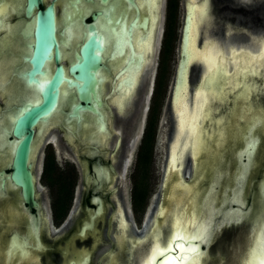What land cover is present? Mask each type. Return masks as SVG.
Masks as SVG:
<instances>
[{
  "label": "flooded vegetation",
  "instance_id": "1",
  "mask_svg": "<svg viewBox=\"0 0 264 264\" xmlns=\"http://www.w3.org/2000/svg\"><path fill=\"white\" fill-rule=\"evenodd\" d=\"M87 4L79 15L78 33L71 37L69 30L74 25L69 0H39L29 12L24 0L0 3L4 10L0 34L10 40L4 41L5 87L0 91L2 264H69L70 260L102 264L103 258L104 264H114L129 253L130 240L137 239L135 233H151V227L160 230L159 240L165 247L172 238L167 233L173 232L175 216L181 222L188 220V226L194 217V228L205 227L200 222L207 221L206 238L198 240L204 250L199 254L201 262L232 264L233 255V261L239 260L230 243L237 238L243 251L251 217L264 204V0H162L153 59L137 47L148 37L140 26L132 46L141 56L130 61L131 71L120 81L117 75L126 56L113 59L110 55L109 45L116 40L111 35L101 51L104 66L97 73L95 91L100 102L78 101L73 98L74 87L61 79L53 108L33 125L30 170L35 204H30L24 200L17 176L10 175L15 147L22 137L13 132L19 108L40 96L27 83L31 43L27 32L33 27L36 10L50 5L57 60L52 46L36 72L42 66L46 75L41 79L47 80L60 65L65 77L86 22L93 21L103 35L109 31L101 15L104 6L99 0ZM187 42L191 61L186 60ZM248 58L254 66H246ZM217 65L223 72L212 85L209 101L201 84L205 73ZM226 76L230 82L237 78L239 82L226 83ZM183 77L187 107L181 116H187L188 122L201 116V137L195 149L185 143L182 160L177 155L171 164V148L189 128L188 122L180 123L174 103L175 89ZM246 77L259 85L243 86L241 80ZM124 80L128 83L121 87ZM121 96L125 101L119 105ZM76 102L80 104L77 115L71 112ZM220 204L233 218H216ZM248 205L252 209L245 212ZM60 206L63 214L55 217ZM150 235L143 242L144 255L150 248ZM8 253L15 257L8 259ZM29 254L35 257L30 259Z\"/></svg>",
  "mask_w": 264,
  "mask_h": 264
},
{
  "label": "water",
  "instance_id": "2",
  "mask_svg": "<svg viewBox=\"0 0 264 264\" xmlns=\"http://www.w3.org/2000/svg\"><path fill=\"white\" fill-rule=\"evenodd\" d=\"M151 1L152 0H147L145 10L146 14L141 13V27H144L148 32L147 36H150L149 48L148 50H146L147 59L150 60L153 59L156 47V36L162 10V0H154V2ZM38 2L39 0H24V7L26 11L29 12L31 7L37 6ZM151 10L152 13H150ZM92 18H95V14H92ZM27 34L29 35V38L31 40V43H29L30 52L26 57L30 63V67L28 69L29 77L31 73H33L34 71L36 72L40 69V65L43 59L48 55L52 46L54 48V57L57 60V46L54 36L53 14L52 7L50 5H46L42 9L38 8L36 10L34 15L33 27L28 30ZM106 34H109L110 36L112 35V37H114L110 31H106ZM96 36L100 37L103 42V34H101L100 31L96 30L94 22H86V32H84L76 42L73 57L70 59L68 65L66 66L68 75L64 77L62 75V68L60 67V65H56L51 77L47 79L51 80L52 82L50 84L45 83L42 86L40 96L32 103H29L28 101L26 103H23V105L19 108V115L15 119L13 132L22 133V137L19 139L15 147V154L13 157L10 175L13 178L17 176L18 182L21 185V191L24 200L30 204H35V201L32 198L33 175L30 170V167H32L31 150L33 151L34 145L31 141L33 125L35 124V122H37V120L46 117L50 110L53 108L56 102L57 85L59 84L61 79L66 80L67 83L76 80L79 81L80 86L74 87L75 96L73 94V98L76 97L78 101L90 102L92 99L94 101L100 102L99 93L97 92L98 94H94L92 93V90H95L96 83L98 82L97 73L100 71V68L104 66L103 63H101V51H103L106 46L105 43H103V46L101 47V45L97 43ZM115 38L117 39L118 37ZM115 41L116 40H114L113 45H109V47L111 46V52L113 51ZM32 52L35 53L34 57L30 55V53ZM111 52L110 55L113 53ZM139 55L140 53L138 54L133 50H129L125 54L126 57L123 62L125 60H128L130 62V60H133V58H138ZM26 107L29 110L25 111ZM87 107H90V105H87ZM79 108L80 104L79 102H76L71 108L72 114L77 115ZM222 207L223 206L221 204L216 207V218H233L231 215L228 216L227 212L222 209ZM229 207L227 209L232 211L237 209L239 211V208L237 206H233L230 208ZM250 209H252V205H248L245 212H248ZM259 215L260 213L257 212L251 217L252 223L250 225V229H248V236L245 242H243V255L250 242L254 226L259 220ZM139 236V233H135L136 238H139ZM143 241L144 240H142V245L139 247L141 248L142 253L144 252ZM195 243L198 244L199 247L198 251L194 255H199L204 250L200 249L201 243L199 241H196ZM168 254L174 257L177 253H166V255ZM162 258L163 256L158 254L152 264H157L158 261H160ZM234 259L235 258L233 255L231 259L232 264L237 263V261H233ZM121 262L123 261H116V259L113 261L114 264H121ZM69 264H73V261L70 260Z\"/></svg>",
  "mask_w": 264,
  "mask_h": 264
},
{
  "label": "snow or ice",
  "instance_id": "3",
  "mask_svg": "<svg viewBox=\"0 0 264 264\" xmlns=\"http://www.w3.org/2000/svg\"><path fill=\"white\" fill-rule=\"evenodd\" d=\"M88 0H69V3L72 7L73 12L79 9V6L87 3ZM0 3H3V0H0ZM99 3L104 7L102 9L101 15L104 17V20L108 26L109 31L113 34L114 37H118L113 46V59L122 58L126 54V50L132 49V38L135 33L140 30L141 26V13L146 10L147 0H99ZM124 5L121 9L119 6ZM4 10L0 8V18L3 17ZM75 19V16H70V20ZM3 32L2 25H0V33ZM70 34V30H69ZM95 35V34H94ZM97 43L103 46V42L100 37L96 36ZM5 37L0 34V91H3L5 87V79L3 73V49H4ZM31 56H35V53H30ZM130 62L128 60L124 61L123 69L119 71L117 75V81L121 80V77L124 76V73L128 71ZM215 71H220L216 69ZM226 74V73H225ZM46 74L43 72L41 66V71L39 73L33 72L28 77V87L36 92L42 91V86L47 83L50 84L51 80L41 79V77ZM211 78V76H210ZM72 87H79V81L68 82ZM128 81L124 80L121 83V87L124 84H127ZM119 91V89H118ZM207 103V101L205 102ZM34 106V105H33ZM29 110L27 107L25 111ZM205 119L207 114L205 113ZM199 126L193 128V132L196 135V141L199 142ZM251 151V146L249 147ZM188 227L187 222L181 224L179 220L173 224V236L169 240L168 245L163 250H159V255L163 256L164 259L161 260L160 264H191L193 255L198 251L199 245L196 244V241H203L206 236L204 233L199 235L186 236L185 231ZM254 239V237H253ZM158 249L153 248L151 253V258L148 261V264H152V261L155 259ZM176 252L177 254L173 257L172 255H166V253ZM261 264H264V260L261 261Z\"/></svg>",
  "mask_w": 264,
  "mask_h": 264
},
{
  "label": "bare ground",
  "instance_id": "4",
  "mask_svg": "<svg viewBox=\"0 0 264 264\" xmlns=\"http://www.w3.org/2000/svg\"><path fill=\"white\" fill-rule=\"evenodd\" d=\"M151 2H154V0H152ZM154 5V4H153ZM191 8H193L192 6H191ZM150 13H152V10L150 11ZM189 20H190V17H189V13H188V19H187V25H186V29H187V27H188V22H189ZM193 23V22H192ZM189 29V28H188ZM193 29V28H192ZM188 33H189V31H188ZM194 34V33H193ZM191 35V34H190ZM188 36V35H187ZM135 37V36H134ZM187 38V37H186ZM191 38H192V36H191ZM135 39V38H134ZM134 39H133V41H134ZM149 42H150V36L149 37H147V38H145L143 41H141V42H138V44H137V47L141 50V52H144L145 51V53H146V50H148V48H149ZM194 42V41H193ZM135 43V42H134ZM192 43V42H191ZM193 44V43H192ZM192 44H191V46H192ZM194 47V46H193ZM263 47V46H262ZM134 48H136L135 46H134ZM137 50V49H136ZM186 60L188 61V60H190L189 58H190V55H191V52H190V45L188 44V42H187V45H186ZM138 52H140V51H138ZM147 58V57H146ZM193 58V57H192ZM186 60H185V62H186ZM191 61V60H190ZM251 60H250V58H248L247 59V63H246V66H247V64H249V62H250ZM140 62H141V60H140ZM150 62V61H149ZM144 63V62H143ZM147 64H149L148 62H146ZM190 63V62H189ZM140 64V63H139ZM146 64V65H147ZM186 64H187V62H186ZM144 64H142V66H143ZM185 66V65H184ZM187 67V66H186ZM257 69H258V71H260L261 69H260V67H261V65L259 66V65H257V66H255ZM220 69V71H215L216 69ZM117 69V68H116ZM142 69H143V67H142ZM115 70V69H114ZM186 70V69H185ZM112 71V70H111ZM110 71V72H111ZM130 71V70H129ZM138 71V70H137ZM140 71H142V70H140ZM258 71H256V69L254 70V72L255 73H258ZM184 72H186V71H184ZM223 71H222V69L217 65L214 69H212V70H209V71H207L206 73H205V75H204V80H203V83L201 84L202 85V87H203V90L204 91H206V97H207V100H209L210 101V98H211V96L213 95L212 93V91L214 90L213 89V87H212V85H213V83H216L217 81H218V77H220L221 76V73H222ZM138 73H140V72H137V75H138ZM248 74V73H247ZM136 75V74H135ZM203 75V74H202ZM210 76H211V78H210ZM223 76H224V74H223ZM244 76V75H243ZM122 78V77H121ZM136 78H138V77H136ZM186 78V77H185ZM185 78L183 77V79L182 80H180L179 79V82H178V84H177V88L175 89V102L174 103H176V106H178V110L179 111H177L178 113H179V119H180V123H182V121L183 122H188V120H187V116H181V114H183L182 113V111H184V107H187L186 105H185V97H184V85H185ZM226 81H225V79H224V81L226 82V83H229L230 82V80L228 79V77L226 76ZM140 79V78H139ZM105 80V79H104ZM134 80H135V77H134ZM134 80H133V83L135 84V82H134ZM138 80V79H137ZM103 82V84L105 85V83H104V81H102ZM107 82V81H106ZM239 82V80H238V78L237 79H235V80H232L231 82H230V84H236V83H238ZM117 83V82H116ZM103 84L101 85V86H103ZM225 84V83H224ZM105 86H107V84L105 85ZM132 86V85H131ZM226 86V85H225ZM107 87H109V86H107ZM134 87H136V86H134ZM134 87H132L133 89H134ZM205 87H208V88H205ZM106 88V87H105ZM104 88V89H105ZM186 89V88H185ZM202 89V88H201ZM105 91H107L106 89H105ZM130 91H131V88H130ZM134 91V90H133ZM102 92V91H101ZM119 92V91H118ZM129 92V91H128ZM212 92V93H211ZM106 93V92H105ZM127 94V93H126ZM131 94V93H130ZM187 94V93H186ZM125 95V94H124ZM148 95V94H147ZM113 96V95H112ZM128 96V94L127 95H125L124 97L126 98ZM124 97H122L121 96V98H119V101H118V99H117V101H118V104H119V102H122V101H125V98ZM130 97V96H129ZM117 98V97H116ZM115 98V99H116ZM127 99V98H126ZM130 99V98H129ZM122 100V101H121ZM187 100V99H186ZM127 101V100H126ZM130 101V100H129ZM129 101H127V102H129ZM187 102V101H186ZM123 103V102H122ZM188 103V102H187ZM133 104V103H132ZM115 105V104H114ZM120 105V104H119ZM124 105V104H123ZM175 105V104H174ZM116 106V105H115ZM119 107V106H118ZM124 109V108H123ZM122 111V110H121ZM200 117L201 116H199L198 117V119L197 120H190L189 122H188V129L185 131V134H183V135H181L180 136V140L178 139V142H177V144H175V145H173V147L171 148V151H170V155H169V160H170V163L171 164H173L174 162H175V157L177 156V155H179V157H181V154L183 153V150H182V148H184V145H185V143H189L190 144V149L192 148V149H195L198 145H199V143H200V137H201V133H200V130H199V142L197 143V141H196V135H195V133L193 132V128H196L197 126H199V128H200ZM186 124V123H185ZM52 127V126H51ZM189 136V140H188V137ZM175 137V136H174ZM186 139L188 140V142L186 141ZM35 148V147H34ZM189 152V151H188ZM185 154V153H184ZM186 154H187V152H186ZM185 154V155H186ZM184 155V156H185ZM184 159H186V158H184ZM181 160H182V157H181ZM181 160H180V162H181ZM191 160V159H190ZM184 163V162H183ZM182 163V164H183ZM182 170V169H181ZM181 174H182V172H181ZM180 207V206H179ZM199 207V206H198ZM259 209H260V211H259V213H260V217H259V220L257 221V223H256V225L254 226V229H253V232H252V236H251V238H250V242H249V244H248V247H247V249L245 250V253H244V255L241 253L242 252V246L240 247L241 249L240 250H237L236 252H235V256L238 254V258H239V260H237V262H238V264H261V261L262 260H264V204H262L261 206H259L258 207ZM178 210V209H177ZM201 210V209H200ZM185 211V210H184ZM198 212H200V211H198ZM191 213H192V211H191ZM178 214V213H177ZM228 214H231V212L230 211H228ZM181 215V214H180ZM184 215V214H183ZM188 216V215H187ZM187 216H185V217H187ZM191 216V215H190ZM195 216V215H194ZM189 218V217H188ZM194 218V217H193ZM191 219V222H190V224H191V226H188V227H190V229L187 227V229H186V231H185V235L186 236H188L189 234L190 235H199V234H201V233H205V232H207V227H206V223H207V221L205 220V219H203V220H201V225H203L204 224V226L205 227H203V226H200V227H196V228H194V225H193V220L194 219ZM122 219V218H121ZM154 219V218H153ZM177 220H179V222L181 223V224H184L185 222H187V224H188V220H186V221H184V222H181V220H180V218H179V216H175V220H174V223H176V221ZM124 221V220H123ZM122 223H124V222H122ZM173 223V224H174ZM189 224V225H190ZM149 226V225H148ZM155 227V226H154ZM154 227H151L150 228V231H151V233H148L147 231H143L141 234H140V236H139V238H137L136 240H130L131 242H132V245H130L132 248H130V250H129V256L131 257H129L132 261H131V263L130 264H148V261H149V259L151 258V253H152V250H153V248H157L158 249V251H157V254H156V256L159 254V250H163L164 248H166L167 247V245L164 247H162V245H161V240H159V232H160V230L158 231L157 230V228H156V230H153L154 229ZM146 228V227H145ZM153 228V229H152ZM163 228V227H162ZM168 228V227H167ZM194 228V229H193ZM165 229H166V226H165ZM169 229V228H168ZM171 229V228H170ZM149 231V232H150ZM123 232V231H122ZM121 232V233H122ZM166 232V231H165ZM167 232H168V230H167ZM149 234H151L150 235V242H151V244H150V248H149V251L145 254V256H143L144 254V252L142 253L141 252V248H139L141 245H142V240H145V238H147V236L149 237ZM167 234H170L171 236H173V232L172 233H167ZM161 235V234H160ZM165 235V234H164ZM121 236V238H120V241H122V236H123V234H121L120 235ZM162 236V235H161ZM160 236V237H161ZM167 236V235H166ZM253 237H254V239H253ZM149 239V238H148ZM166 239H167V237H166ZM166 241V240H165ZM144 242V241H143ZM164 243V242H163ZM144 245V244H143ZM146 245V244H145ZM164 245V244H163ZM240 245V244H239ZM147 246H149V244H147L146 245V248H147ZM248 252V253H247ZM9 254V253H8ZM168 255H170V254H168ZM2 255H1V252H0V264H2V257H1ZM241 256V257H240ZM9 257H11L10 256V254L8 255V259H9ZM201 255H198V254H196V255H193V257H192V261H191V264H198V263H200L201 262ZM155 259H156V257H155ZM154 259V260H155ZM164 259V257L161 259V260H163ZM153 260V261H154ZM161 260L160 261H158V263L157 264H160V262H161ZM27 260H25L24 259V262H26ZM153 261H152V263H153ZM4 262V261H3ZM87 262V261H86Z\"/></svg>",
  "mask_w": 264,
  "mask_h": 264
},
{
  "label": "rangeland",
  "instance_id": "5",
  "mask_svg": "<svg viewBox=\"0 0 264 264\" xmlns=\"http://www.w3.org/2000/svg\"><path fill=\"white\" fill-rule=\"evenodd\" d=\"M90 2H91V0H88V4H90ZM14 3L12 2L11 4H10V7L13 5ZM87 4V5H88ZM86 5V6H87ZM85 6V4H82V5H80L79 6V9L77 10V11H75V12H73V10H71V16H75V19H73V20H70V22L71 23H73V25L74 26H72V28H71V30H70V36L71 37H75V35L78 33V25H79V15H80V12L82 11L81 9L83 8ZM135 37L134 38H137V34H135L134 35ZM109 37H111L109 34H107V35H103V43H105V41L106 40H108V38ZM5 41L6 42H10V40H9V38H6L5 39ZM262 49V48H261ZM263 50H264V48H263ZM131 61V60H130ZM250 64V65H249ZM249 64H247V66H254L255 65V62L254 61H250L249 62ZM263 66V65H262ZM131 71V68H130V66H129V68H128V71ZM263 74V77H264V72L262 73ZM241 83H242V85L243 86H245V85H247V86H250V87H256L257 85H259V83L255 80V79H252V78H250V77H246L244 80H241ZM262 88L264 89V80H263V82H262ZM92 93H96V94H98L97 93V91H95V90H92ZM97 104L99 103L98 101H95ZM234 218H236V217H234ZM239 218V217H238ZM138 223L139 222H135V225H134V229H135V232H137V229H139V227H138ZM240 244V245H239ZM230 245H231V248H232V250H233V252L235 253L237 250H240L241 248V242L236 238L235 240H233V241H231V243H230ZM9 254H11L10 256L11 257H15V255L14 254H12V253H9ZM30 255V259H33L34 257H35V255H33V254H29ZM127 257H129V255L128 254H125L123 257H122V259H123V262H121V264H130L131 263V261L130 260H128V259H130V258H127ZM220 257H222V255H220ZM102 264H104V262H106V258H103V260H102ZM108 262V261H107ZM8 263V262H7ZM8 264H10V263H8ZM200 264H205V262H201Z\"/></svg>",
  "mask_w": 264,
  "mask_h": 264
},
{
  "label": "trees",
  "instance_id": "6",
  "mask_svg": "<svg viewBox=\"0 0 264 264\" xmlns=\"http://www.w3.org/2000/svg\"><path fill=\"white\" fill-rule=\"evenodd\" d=\"M60 201H62L63 202V199H60ZM62 202H61V204H62ZM60 204V205H61ZM61 206H63V205H61ZM61 206H60V210L59 211H55L54 212V215H55V217H60L62 214H63V207L61 208ZM55 219V221H58L59 219H61V218H54Z\"/></svg>",
  "mask_w": 264,
  "mask_h": 264
}]
</instances>
